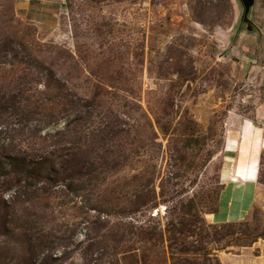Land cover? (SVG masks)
<instances>
[{"label":"rangeland","instance_id":"rangeland-1","mask_svg":"<svg viewBox=\"0 0 264 264\" xmlns=\"http://www.w3.org/2000/svg\"><path fill=\"white\" fill-rule=\"evenodd\" d=\"M0 264H264V0H0Z\"/></svg>","mask_w":264,"mask_h":264},{"label":"crops","instance_id":"crops-1","mask_svg":"<svg viewBox=\"0 0 264 264\" xmlns=\"http://www.w3.org/2000/svg\"><path fill=\"white\" fill-rule=\"evenodd\" d=\"M233 185L237 186L235 189L232 188L231 193L226 196L223 212L219 210L213 213V216L219 221H236L247 212L255 197L258 181L256 178L246 176L245 179L240 178L233 181Z\"/></svg>","mask_w":264,"mask_h":264}]
</instances>
